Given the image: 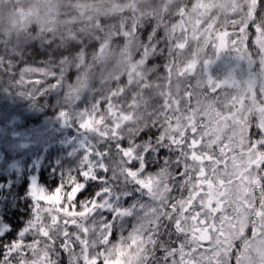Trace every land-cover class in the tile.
<instances>
[{"label":"clouds","instance_id":"9594fccd","mask_svg":"<svg viewBox=\"0 0 264 264\" xmlns=\"http://www.w3.org/2000/svg\"><path fill=\"white\" fill-rule=\"evenodd\" d=\"M0 264H264V0H0Z\"/></svg>","mask_w":264,"mask_h":264}]
</instances>
